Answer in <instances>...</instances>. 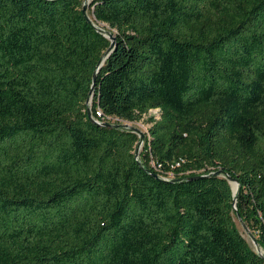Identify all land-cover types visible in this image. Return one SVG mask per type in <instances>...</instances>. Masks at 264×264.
Here are the masks:
<instances>
[{
	"label": "trees",
	"instance_id": "16d2710c",
	"mask_svg": "<svg viewBox=\"0 0 264 264\" xmlns=\"http://www.w3.org/2000/svg\"><path fill=\"white\" fill-rule=\"evenodd\" d=\"M84 2L0 0V264H264V0Z\"/></svg>",
	"mask_w": 264,
	"mask_h": 264
},
{
	"label": "rangeland",
	"instance_id": "374dc122",
	"mask_svg": "<svg viewBox=\"0 0 264 264\" xmlns=\"http://www.w3.org/2000/svg\"><path fill=\"white\" fill-rule=\"evenodd\" d=\"M90 1L91 0H86V2H89V3H90ZM88 9H89V4L87 5L86 12H87V15L89 16V18L91 19L90 15H89V10ZM98 25H99L98 28H100L106 35H107V33L113 34L115 32L107 24L99 23ZM91 102L92 101H89L88 102V105L89 106H91ZM150 116H154L155 118H158L159 117V113L156 110H150L149 113H147L146 115H144L142 117V119L139 120V121H137V122H128V121H124V120L118 119L116 117L107 118L106 119V122L109 123V124H112V125L128 124V125H130V126H132L134 128H137L138 130H140L141 133H142V135H143V137H142V140H140L137 143V145H136V150H138V152H140L143 149V144H144V140H145L144 136H148L147 133H148V128L150 126V123H148L147 120H148V118ZM138 136H139V134H138ZM236 223H237V226H238L239 230L243 233V235L246 237V239L248 240V242L254 246V243H253L252 239L250 238V236L243 229L242 224H241L239 218L236 219Z\"/></svg>",
	"mask_w": 264,
	"mask_h": 264
},
{
	"label": "water",
	"instance_id": "95a60500",
	"mask_svg": "<svg viewBox=\"0 0 264 264\" xmlns=\"http://www.w3.org/2000/svg\"><path fill=\"white\" fill-rule=\"evenodd\" d=\"M85 2H86V0H85ZM85 2L83 3V6H82V14L84 15L85 19H86L88 22L92 23L91 19L89 18V16L87 15V12H86V10H87V5L89 4V2H86V3H85ZM98 29L101 30L100 28H98ZM101 31H102V30H101ZM105 35H106V34H105ZM106 36H107V37L110 39V41H111V44H110V47H109V49H111V48L114 46V44H115V43H114V42H115V37H114V35L111 34V33H107ZM92 97H93V89H91V91H90V94H89V98H88L87 104H88L89 101H92ZM87 114H88L89 119L93 120V118H92V116H91V111H90V106H89V105H88V107H87ZM103 124H104V125L113 126V127H123V128H126V129L130 130L131 132H133V133H135V134H137V135L139 134V136H138V137H139V141L142 140L143 135H142L141 131L138 130L137 128H134V127L128 125V124H123V125H112V124H109V123H103ZM139 141H138V142H139ZM138 154H139L138 150L135 149V156H138ZM211 174L214 175V176H222L223 172H222L221 170H216V171H212ZM224 177L229 181V183L235 182L236 185H237V189H238V182H237L236 179H234V178H232V177H230V176H228V175H225ZM237 189H236V192H237ZM232 192H233V191H232ZM233 195H235V193H233ZM235 201H236V200L234 199V200H233V206H234V208H235ZM238 218H239V220H240V222H241V224H242L243 229L245 230V232H246V233L250 236V238L252 239L256 251H258L259 253H262L261 248H260L259 245L257 244V240H256L255 236L250 232V230L248 229V227L246 226V224H245L244 222H242V220L240 219L239 216H238Z\"/></svg>",
	"mask_w": 264,
	"mask_h": 264
},
{
	"label": "bare ground",
	"instance_id": "6f19581e",
	"mask_svg": "<svg viewBox=\"0 0 264 264\" xmlns=\"http://www.w3.org/2000/svg\"><path fill=\"white\" fill-rule=\"evenodd\" d=\"M232 184H233V185H232ZM231 188H232L233 193H236L237 185H236L235 182H232V183H231Z\"/></svg>",
	"mask_w": 264,
	"mask_h": 264
},
{
	"label": "built area",
	"instance_id": "2783aa9c",
	"mask_svg": "<svg viewBox=\"0 0 264 264\" xmlns=\"http://www.w3.org/2000/svg\"><path fill=\"white\" fill-rule=\"evenodd\" d=\"M157 111V110H156Z\"/></svg>",
	"mask_w": 264,
	"mask_h": 264
}]
</instances>
